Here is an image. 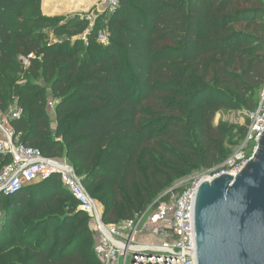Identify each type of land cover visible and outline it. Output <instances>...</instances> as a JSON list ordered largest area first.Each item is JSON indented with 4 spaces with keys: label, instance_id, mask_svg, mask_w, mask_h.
<instances>
[{
    "label": "trees",
    "instance_id": "16d2710c",
    "mask_svg": "<svg viewBox=\"0 0 264 264\" xmlns=\"http://www.w3.org/2000/svg\"><path fill=\"white\" fill-rule=\"evenodd\" d=\"M42 3L0 0V109L8 110L12 93L23 110L14 122L23 142L71 160L106 222L136 219L176 179L229 158L225 142L234 136L214 122L232 109L224 103L230 91L254 111L259 106L250 98L264 88V0H122L86 46L44 37V29L82 31L87 23L60 24L63 17L43 16ZM103 30L106 46L98 41ZM20 58L29 60L30 78L15 86L5 75L18 72ZM49 95L58 101L56 137ZM246 132L240 129L241 143ZM61 191L78 207L57 176L5 197L19 210L28 201L46 206ZM79 214L80 240L64 241L49 227L30 247L31 264H91L95 240Z\"/></svg>",
    "mask_w": 264,
    "mask_h": 264
},
{
    "label": "built area",
    "instance_id": "2783aa9c",
    "mask_svg": "<svg viewBox=\"0 0 264 264\" xmlns=\"http://www.w3.org/2000/svg\"><path fill=\"white\" fill-rule=\"evenodd\" d=\"M86 1L94 2L97 12H105L109 17L120 9L122 2ZM98 41L105 46L109 44L106 30L100 31ZM22 114L16 98L14 106L6 111L0 109V194L14 196L27 186L57 176L77 200L79 211L89 218L95 254L101 264H128L129 260L131 264H197L196 190L204 181L211 182L221 174H233L236 178L253 158L264 133V88L258 108L247 116L245 139L223 165L188 177L155 200L141 215H136V219L119 224L106 222L105 207L87 191L71 164L45 156L41 150L23 142V133L14 126ZM139 229L144 236L151 238L138 239Z\"/></svg>",
    "mask_w": 264,
    "mask_h": 264
},
{
    "label": "rangeland",
    "instance_id": "374dc122",
    "mask_svg": "<svg viewBox=\"0 0 264 264\" xmlns=\"http://www.w3.org/2000/svg\"><path fill=\"white\" fill-rule=\"evenodd\" d=\"M84 3L89 7V9L86 10L87 13H83L84 10H82L64 15H46L42 10L43 16L45 17H63L64 21L60 24H64L69 20H79L87 23L82 31H76V29L71 28L61 30V25H59L56 30L52 28L44 29L42 31L44 37H46L51 43H58L65 39L72 43L81 40L83 41L84 46H86L88 41L87 36L91 31V27L97 24H106L110 17L107 16L105 12L98 13L97 8L93 6V2H87L84 0ZM56 7L57 3L53 2L51 4L53 12ZM19 61L21 62V65L18 72L15 74H6L5 79H11V82L15 86H24L30 78V74L28 73L29 64H27V62L29 63V60L20 58ZM37 83L45 88L48 87V85L42 80L37 81ZM229 93L231 99H225L224 103L225 105H231L232 109L219 112L214 122L216 126H220L221 124L228 126L230 128V133L234 136L232 138H227L225 142L227 153L223 160L230 157L241 144L242 135H239L240 129L246 126L248 114L254 111L251 109V102L244 103L243 100H237L231 91ZM11 95L12 93L8 95L10 102L9 107L15 105V99L11 98ZM250 99L253 100L254 103L260 101L261 92L257 91ZM57 103L58 101L52 95L48 96L47 111L50 116L51 133L53 137H56L55 131L57 129V120L55 116ZM54 158L66 161L73 166L72 161L68 160L62 154L54 155ZM221 165H223V163L218 166ZM197 173L200 172L194 170L187 175L176 179L169 190ZM169 190H166L154 200L159 199ZM57 194L58 195L55 198L50 199L46 206L38 207L34 205L33 202L28 201V203L22 206L19 210L10 206L8 199L5 196L3 197L2 202H0V264H31L30 247L44 238L46 229L49 227H51L53 231H59V234L66 235L64 241L80 240L83 231L78 228V223L84 216L79 214L77 205L67 193L61 191L57 192ZM2 226L4 228H1ZM139 234L138 239L148 240L151 238L144 236L141 229H139ZM86 242V240L82 241L77 249L79 250V248L84 247L87 248ZM90 249L93 251L91 264H101L95 257L93 241ZM128 264H131V260H129Z\"/></svg>",
    "mask_w": 264,
    "mask_h": 264
},
{
    "label": "water",
    "instance_id": "95a60500",
    "mask_svg": "<svg viewBox=\"0 0 264 264\" xmlns=\"http://www.w3.org/2000/svg\"><path fill=\"white\" fill-rule=\"evenodd\" d=\"M197 264H264V133L242 171L196 190Z\"/></svg>",
    "mask_w": 264,
    "mask_h": 264
},
{
    "label": "bare ground",
    "instance_id": "6f19581e",
    "mask_svg": "<svg viewBox=\"0 0 264 264\" xmlns=\"http://www.w3.org/2000/svg\"><path fill=\"white\" fill-rule=\"evenodd\" d=\"M53 2L57 3V7L54 8V12L51 8V4ZM88 9L89 7L84 3V0H44V12L47 15H64L67 13H75L82 10L86 11Z\"/></svg>",
    "mask_w": 264,
    "mask_h": 264
},
{
    "label": "crops",
    "instance_id": "0c3cea01",
    "mask_svg": "<svg viewBox=\"0 0 264 264\" xmlns=\"http://www.w3.org/2000/svg\"><path fill=\"white\" fill-rule=\"evenodd\" d=\"M42 10L44 11V0H43V5H42Z\"/></svg>",
    "mask_w": 264,
    "mask_h": 264
}]
</instances>
